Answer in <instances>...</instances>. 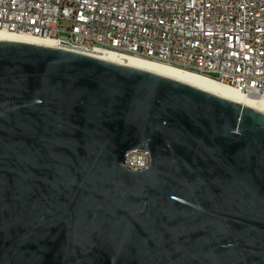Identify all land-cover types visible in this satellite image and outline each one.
I'll list each match as a JSON object with an SVG mask.
<instances>
[{
    "label": "water",
    "instance_id": "obj_1",
    "mask_svg": "<svg viewBox=\"0 0 264 264\" xmlns=\"http://www.w3.org/2000/svg\"><path fill=\"white\" fill-rule=\"evenodd\" d=\"M0 264H264V113L0 40Z\"/></svg>",
    "mask_w": 264,
    "mask_h": 264
},
{
    "label": "built area",
    "instance_id": "obj_2",
    "mask_svg": "<svg viewBox=\"0 0 264 264\" xmlns=\"http://www.w3.org/2000/svg\"><path fill=\"white\" fill-rule=\"evenodd\" d=\"M0 32L137 56L264 100V0H0ZM133 150L122 166L149 167Z\"/></svg>",
    "mask_w": 264,
    "mask_h": 264
},
{
    "label": "bare ground",
    "instance_id": "obj_3",
    "mask_svg": "<svg viewBox=\"0 0 264 264\" xmlns=\"http://www.w3.org/2000/svg\"><path fill=\"white\" fill-rule=\"evenodd\" d=\"M0 40H12L56 47L53 43V40L50 38H30L24 35H20L17 32H0ZM94 56L116 64L139 68L161 76L169 77L180 83L196 87L198 89L234 101L236 103L243 104L264 113L263 99L247 96L241 91L221 84L220 82L208 76L132 55L101 52Z\"/></svg>",
    "mask_w": 264,
    "mask_h": 264
}]
</instances>
